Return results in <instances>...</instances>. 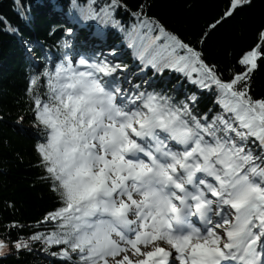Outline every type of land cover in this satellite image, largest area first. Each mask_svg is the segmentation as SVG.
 <instances>
[{
	"label": "snow or ice",
	"instance_id": "6c2138e0",
	"mask_svg": "<svg viewBox=\"0 0 264 264\" xmlns=\"http://www.w3.org/2000/svg\"><path fill=\"white\" fill-rule=\"evenodd\" d=\"M153 3L71 0L74 23L50 33L55 53L24 41L32 71L18 124L35 140L51 204L33 225L0 222V257L264 264V0H219L195 40L151 14ZM225 26L250 41L222 68L207 45ZM113 32L132 63L107 43Z\"/></svg>",
	"mask_w": 264,
	"mask_h": 264
},
{
	"label": "trees",
	"instance_id": "16d2710c",
	"mask_svg": "<svg viewBox=\"0 0 264 264\" xmlns=\"http://www.w3.org/2000/svg\"><path fill=\"white\" fill-rule=\"evenodd\" d=\"M139 0H129L130 4ZM219 0H154L151 14L158 16L170 28L189 39H197L205 23L219 11ZM23 11L31 18L25 23L17 15L14 0H0V18H6L13 26L21 30L22 37L8 32L5 25H0V222L8 223L19 220L33 225L50 206L51 200L46 189L39 186L36 177L38 169L34 167L35 140L31 135L20 131L18 117L27 115L28 99L25 90L32 71L29 58L25 52L24 41L39 47L43 44L53 53V36L60 32L67 23H74V10L71 0H22ZM194 5L189 10V6ZM260 4L258 2L256 12ZM127 23L129 18L123 16ZM78 29L81 26L77 25ZM86 31L80 32L77 46L85 45ZM250 37L240 36L239 32L225 26L208 41L207 52L223 68L230 62L229 51L238 52L247 45ZM107 43H115L122 48V59L132 63V52L126 48L128 43L120 33L109 35ZM107 52V48H105ZM258 91H264V69L257 76ZM210 99V98H209ZM31 120H26L24 129L31 127ZM35 185V186H34ZM14 203L15 208L8 205ZM21 237L27 232L20 233ZM13 239L16 233H13ZM0 264H50L42 254H11L0 257Z\"/></svg>",
	"mask_w": 264,
	"mask_h": 264
}]
</instances>
